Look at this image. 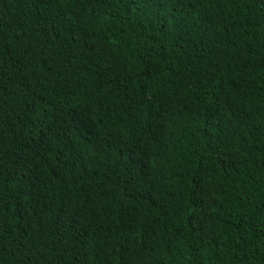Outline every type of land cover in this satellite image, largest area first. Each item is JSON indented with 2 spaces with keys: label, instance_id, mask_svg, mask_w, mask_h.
<instances>
[{
  "label": "trees",
  "instance_id": "obj_1",
  "mask_svg": "<svg viewBox=\"0 0 264 264\" xmlns=\"http://www.w3.org/2000/svg\"><path fill=\"white\" fill-rule=\"evenodd\" d=\"M261 105L250 2L0 0V264H264Z\"/></svg>",
  "mask_w": 264,
  "mask_h": 264
},
{
  "label": "snow or ice",
  "instance_id": "obj_2",
  "mask_svg": "<svg viewBox=\"0 0 264 264\" xmlns=\"http://www.w3.org/2000/svg\"><path fill=\"white\" fill-rule=\"evenodd\" d=\"M62 2L70 3L75 5L76 0H62ZM221 3L224 0H220ZM245 2H250L257 7V10L264 9V0H245ZM196 7H208L215 3V0H194ZM264 108V105H261ZM91 127L94 129V136L104 137L106 139H111L114 141L125 140L127 137L124 135L125 129L120 125L123 123L120 118L118 111L110 110L105 108L103 110H98V106L92 108V114L89 117ZM264 124V121H262ZM151 179V177H149Z\"/></svg>",
  "mask_w": 264,
  "mask_h": 264
}]
</instances>
